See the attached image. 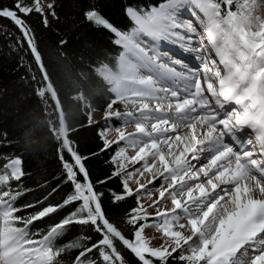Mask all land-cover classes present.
<instances>
[{
  "label": "snow or ice",
  "instance_id": "obj_1",
  "mask_svg": "<svg viewBox=\"0 0 264 264\" xmlns=\"http://www.w3.org/2000/svg\"><path fill=\"white\" fill-rule=\"evenodd\" d=\"M258 7L257 0L129 2L130 25L120 28L99 5L87 6L84 18L114 34L120 49L111 64L100 61L94 69L110 94L104 118L133 130L116 127L113 139L109 129L100 131L102 147L87 154L77 144L62 145L61 180L71 190L54 203L49 197L56 188L37 185L41 198L22 205L36 209L25 216L15 206L30 191L21 183L22 160L0 157V264H264V16ZM56 9V0H0V17L15 29L6 35L38 69L43 83L32 77L38 94L50 78L30 21L48 28ZM186 14L194 19H182ZM71 42L60 38L58 47ZM117 102L123 112L114 109ZM113 145L104 162L110 174L98 178L89 161ZM113 178L119 187L107 188L106 206L99 189ZM130 200L135 207L118 221L109 208ZM65 206L72 210L46 231L31 230ZM77 225L81 234L59 244ZM148 227L163 243L152 244Z\"/></svg>",
  "mask_w": 264,
  "mask_h": 264
},
{
  "label": "trees",
  "instance_id": "obj_2",
  "mask_svg": "<svg viewBox=\"0 0 264 264\" xmlns=\"http://www.w3.org/2000/svg\"><path fill=\"white\" fill-rule=\"evenodd\" d=\"M6 2L10 4L11 0ZM129 2L144 3L146 0H56L57 18L51 20L50 27L45 28L35 17L31 19L50 78L39 94L35 89L39 86L36 81H41V77L31 55L14 46L15 40L6 35L7 31L15 30L14 25L7 18L0 17V157L21 158L25 174L21 183L30 189L15 202L20 209L19 215L25 216L36 210L22 205L41 198L37 185H43L45 181L51 185L48 192L56 188L49 202H61L71 190H65L61 180L64 170L57 150L62 145L77 144L82 154L102 147L98 133L109 126L103 119L93 118L91 113H104L110 94L94 69L100 61L111 64L112 57L120 49L112 43L114 34L85 19L83 11L87 6L97 4L110 22L125 28L130 25L124 14V6ZM63 37H69L72 42L67 48L60 49L58 41ZM121 108L123 105L119 102L114 105L116 110ZM90 121L96 123L88 126ZM115 149L116 145H113L111 151L106 150L97 159L89 161L98 178L110 174V168L104 162ZM65 158H69L66 152ZM3 163L0 159V165ZM12 187L16 188L15 181ZM109 187H119V181L113 178L111 184L99 189L104 194L106 206L111 203ZM129 206L135 207L134 201L110 207L109 211L119 221ZM71 210L65 206V209L58 210V215L49 214L34 221L31 230L46 231ZM80 234L79 226H73L58 243L67 244ZM178 254V251L174 253Z\"/></svg>",
  "mask_w": 264,
  "mask_h": 264
},
{
  "label": "rangeland",
  "instance_id": "obj_3",
  "mask_svg": "<svg viewBox=\"0 0 264 264\" xmlns=\"http://www.w3.org/2000/svg\"><path fill=\"white\" fill-rule=\"evenodd\" d=\"M45 2L47 3L48 2V0H45ZM125 109H124V106H123V108H121V109H119V111H121V112H123ZM91 116L93 117V118H101V119H103L107 124H108V126L109 127H107L106 129H109V139H113L114 138V136H115V132L113 131V129H115L116 127H125V130L126 131H130V129L133 127V125L132 124H128V125H126V126H124L123 125V122L121 121V120H119V119H116V118H112V119H105L104 118V113H95V112H92L91 113ZM115 121H117V124H115ZM129 153L131 154V149H129ZM154 183V185H156V186H158L157 184H156V182H153ZM154 198V197H153ZM146 202L147 203H150L151 201L150 200H146ZM169 204H170V202H169ZM150 211H155V209H150ZM148 230V231H147ZM150 230V231H149ZM146 233H149L150 234V236H152V238H157V236H162V234L160 233V232H158V231H156V230H154L153 228H151V227H148V228H146L145 229V234ZM159 234V235H158ZM194 239H195V237H194ZM151 242H152V240H151ZM153 244V243H152ZM178 252H179V250H177ZM184 251L187 253V252H189V249L188 248H185L184 249ZM241 258H243V257H241Z\"/></svg>",
  "mask_w": 264,
  "mask_h": 264
},
{
  "label": "bare ground",
  "instance_id": "obj_4",
  "mask_svg": "<svg viewBox=\"0 0 264 264\" xmlns=\"http://www.w3.org/2000/svg\"><path fill=\"white\" fill-rule=\"evenodd\" d=\"M257 4L259 5V7L256 10V14L264 16V0H257ZM132 130H133V127L130 129V131H132ZM146 235L151 237V240H152V243H153L154 246H158L161 243H163L162 236H157V238H152V236H150L149 233H146ZM193 239H194V237H193Z\"/></svg>",
  "mask_w": 264,
  "mask_h": 264
}]
</instances>
